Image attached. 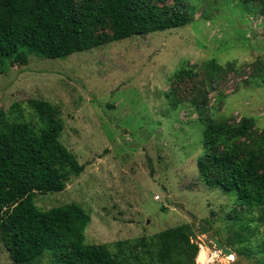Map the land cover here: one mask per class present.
Returning <instances> with one entry per match:
<instances>
[{
  "label": "rangeland",
  "instance_id": "obj_1",
  "mask_svg": "<svg viewBox=\"0 0 264 264\" xmlns=\"http://www.w3.org/2000/svg\"><path fill=\"white\" fill-rule=\"evenodd\" d=\"M185 1L197 8L195 20L184 27L65 59L31 56L27 66L5 64L0 108L41 99L58 109L65 124L60 141L85 170L71 176L64 191L38 194L35 201L42 210L81 205L91 217L87 243L109 244L191 224L199 252L202 246L208 251L207 264H264L258 210L204 183L197 167L204 125L189 103L174 109L166 98L180 67L211 59L232 63L235 69L210 96V114L231 121L250 117L264 129V12L257 3L247 10L243 0ZM190 214L233 254L208 240ZM0 264H16L1 240ZM35 264L56 263L48 253Z\"/></svg>",
  "mask_w": 264,
  "mask_h": 264
},
{
  "label": "trees",
  "instance_id": "obj_2",
  "mask_svg": "<svg viewBox=\"0 0 264 264\" xmlns=\"http://www.w3.org/2000/svg\"><path fill=\"white\" fill-rule=\"evenodd\" d=\"M242 3L247 10L257 3L264 12V0ZM196 8L185 0H0V70L5 64L27 66L31 56L65 59L184 27L195 20ZM234 69L215 59L184 65L171 76L166 98L174 109L189 103L204 125L197 160L204 183L257 209L264 228V129L250 117L217 119L209 111L219 80ZM64 128L58 109L45 100L0 108V240L12 261L35 264L49 253L56 264H197L191 224L95 245L86 241L91 217L81 205L37 207L38 194L64 191L70 177L85 170L60 141ZM240 227L248 229L246 223Z\"/></svg>",
  "mask_w": 264,
  "mask_h": 264
},
{
  "label": "water",
  "instance_id": "obj_3",
  "mask_svg": "<svg viewBox=\"0 0 264 264\" xmlns=\"http://www.w3.org/2000/svg\"><path fill=\"white\" fill-rule=\"evenodd\" d=\"M190 216L195 222H198V226L202 229V234H205L207 239L213 242L219 250H221L228 256L233 254V251L225 247L217 237L209 234L208 227L206 224H204L202 221H199L194 215L190 214Z\"/></svg>",
  "mask_w": 264,
  "mask_h": 264
},
{
  "label": "bare ground",
  "instance_id": "obj_4",
  "mask_svg": "<svg viewBox=\"0 0 264 264\" xmlns=\"http://www.w3.org/2000/svg\"><path fill=\"white\" fill-rule=\"evenodd\" d=\"M219 258V257H218ZM214 259V258H213ZM197 261L199 264H207L211 261L210 257L208 256V251L206 248L202 246L201 252H199V255L197 257ZM226 261V260H225ZM227 263V262H226Z\"/></svg>",
  "mask_w": 264,
  "mask_h": 264
}]
</instances>
